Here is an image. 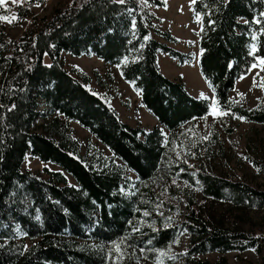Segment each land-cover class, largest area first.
<instances>
[{"label":"trees","instance_id":"16d2710c","mask_svg":"<svg viewBox=\"0 0 264 264\" xmlns=\"http://www.w3.org/2000/svg\"><path fill=\"white\" fill-rule=\"evenodd\" d=\"M163 6L165 0H73L18 38L0 30V264H105L107 246L128 235L137 214L135 193L125 188L127 174L136 176L135 185L154 177L168 142L163 129L175 133L209 113L207 99L193 97L180 79L160 69V52L180 65L194 59L174 48L179 39L159 27L162 19L152 8ZM262 14L264 0H196L192 5L200 23L199 72L218 109L257 123H264V107L233 105L229 93L264 57ZM64 52L116 65L158 126L147 131L123 122L109 99L88 87L87 73L64 66ZM45 54L50 63L43 61ZM39 118L45 120L38 128ZM64 121L86 129L110 154L83 157ZM27 155L59 169L44 165L41 177L24 168ZM197 176L205 197L264 207V190L205 171ZM190 203L191 253L249 248L264 253V234L204 219ZM171 238L166 233L152 242L162 246Z\"/></svg>","mask_w":264,"mask_h":264},{"label":"rangeland","instance_id":"374dc122","mask_svg":"<svg viewBox=\"0 0 264 264\" xmlns=\"http://www.w3.org/2000/svg\"><path fill=\"white\" fill-rule=\"evenodd\" d=\"M73 0H47L39 4L30 0H5L0 5V30L6 37L18 38L44 17H50L56 8ZM192 0H165V6L152 8L162 19L159 27L170 31L179 41L173 45L182 52L192 53L190 64L180 65L164 52L158 54V63L164 75L180 79L190 95L207 97L210 111L205 117L194 118L175 133L163 129L167 139L166 151L154 177L135 185L136 176L127 174L128 192L136 196L137 214L131 222L128 235L107 246L105 264H264V253L255 248L244 251H217L195 254L190 251L191 234L187 222L192 215L190 200L199 207L204 219L223 224L230 229H244L264 234V207H236L225 201L205 197L197 173L205 171L233 181L244 182L264 190V123L250 122L234 113H222L215 94L203 80L198 67L197 32L200 23L192 16ZM13 17L15 19H13ZM264 58V57H263ZM43 61L50 63L47 54ZM67 69L78 68L91 77L88 87L105 95L117 110L123 122L150 130L158 126L155 118L140 104L139 93L126 82L116 65L94 55L74 56L62 53ZM257 64L259 59H257ZM264 66L250 68L230 91L233 105L252 110L264 107ZM45 119L37 120V127ZM87 157L95 151L109 155V150L86 129L75 122L64 121ZM59 169L52 163H42L27 155L24 168L43 177L42 166ZM147 212L148 215H144ZM165 231V233H164ZM171 235L162 246H155V237ZM137 241V242H134ZM155 241V240H154Z\"/></svg>","mask_w":264,"mask_h":264},{"label":"snow or ice","instance_id":"6c2138e0","mask_svg":"<svg viewBox=\"0 0 264 264\" xmlns=\"http://www.w3.org/2000/svg\"><path fill=\"white\" fill-rule=\"evenodd\" d=\"M13 2H18V0H13ZM120 2L123 3L124 0H120ZM192 2L195 3L196 0H192ZM4 3H5V0H0V5H3ZM37 7H39V4H37ZM262 15H264V14H262ZM0 19H4L6 21L11 22L9 20V17H7V16L0 17ZM13 19H15V18L13 17ZM260 22L261 21H259V20L256 21V23H260ZM253 38L255 39V37H253ZM255 52H256V47H255V45H253L252 49H251V53L254 55ZM258 59H259V63L258 64L257 63H253L251 65V68H257V67H260V66H264V58H258ZM262 70H264V68H262ZM241 78H243V77H241ZM205 99H208V98L205 97ZM211 107L213 108V112L215 114L216 102L214 100H213V103H212ZM220 115H227V113L226 112H222V113H220ZM144 215H148V213L145 212Z\"/></svg>","mask_w":264,"mask_h":264}]
</instances>
